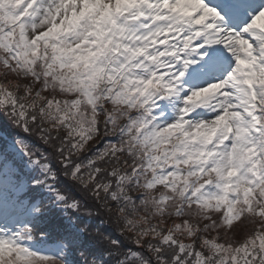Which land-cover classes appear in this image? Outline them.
I'll use <instances>...</instances> for the list:
<instances>
[{
  "label": "snow or ice",
  "instance_id": "1",
  "mask_svg": "<svg viewBox=\"0 0 264 264\" xmlns=\"http://www.w3.org/2000/svg\"><path fill=\"white\" fill-rule=\"evenodd\" d=\"M215 45L234 66L185 89L216 70ZM0 70V107L26 132L40 125L61 166L154 264H264L262 0H0ZM173 98L170 119L162 102ZM202 107L214 118L197 119ZM25 155L52 179L47 158ZM0 264L60 261L0 238Z\"/></svg>",
  "mask_w": 264,
  "mask_h": 264
},
{
  "label": "trees",
  "instance_id": "2",
  "mask_svg": "<svg viewBox=\"0 0 264 264\" xmlns=\"http://www.w3.org/2000/svg\"><path fill=\"white\" fill-rule=\"evenodd\" d=\"M8 79L16 82L14 76ZM0 83H7L2 70ZM10 142L15 145L14 150L7 146ZM104 142L114 143L116 139L108 138ZM29 150L36 161L48 159L50 152L38 129L36 133L24 131L11 115V108L0 107V192L6 203L4 212L13 211L9 220L15 223L13 235L18 244L37 255L56 259L60 264H154L147 249L138 248L106 218L105 211L90 193L66 178L62 166L49 163L52 179L45 180L47 174L25 155ZM78 161L86 163L87 159L81 157ZM38 179L45 180L55 191L39 184ZM113 180L109 178L104 182L111 184ZM114 189L115 186L110 191ZM56 195L63 196L64 200L57 201ZM42 201L48 202L50 210L46 213L37 211ZM71 203H76L77 207L66 206ZM115 203L111 202L110 206ZM179 222L181 220L175 217L168 219L169 225ZM24 228L30 231L25 233ZM29 235L31 240L25 238ZM18 236L21 239H17ZM219 237L226 239L223 230ZM173 254L174 250L166 247L163 258L167 260Z\"/></svg>",
  "mask_w": 264,
  "mask_h": 264
},
{
  "label": "rangeland",
  "instance_id": "3",
  "mask_svg": "<svg viewBox=\"0 0 264 264\" xmlns=\"http://www.w3.org/2000/svg\"><path fill=\"white\" fill-rule=\"evenodd\" d=\"M250 42H252L251 40H254V37H249ZM226 51V50H223ZM227 52V51H226ZM233 66H228V71L232 68ZM228 71L225 73V75H227ZM205 79H204V78ZM201 78L198 79H193L191 81H189L185 87V89L187 90H191L193 88L194 85L197 84H203L205 81L211 79V82H220L224 77H221L219 80H215L218 77H215L214 75L209 76H203ZM190 79V78H189ZM188 79V80H189ZM184 94H181V98L183 97ZM214 103V102H213ZM181 106L180 104V99L174 98L170 100V105L169 106H162L164 108V112L165 114L170 118V119H174L176 114H177V109ZM216 115V113H214L210 108L205 107V111L201 116H195L197 119L199 120H210L212 118H214V116ZM6 207V203L4 201V196L2 195V193L0 192V238H5L7 239L8 237H12V235L7 234V236H5L6 234H4V232L7 233H12V230H7L6 227H12L15 223L13 221H8L10 215L12 214L13 211H8V212H3L4 209Z\"/></svg>",
  "mask_w": 264,
  "mask_h": 264
},
{
  "label": "clouds",
  "instance_id": "4",
  "mask_svg": "<svg viewBox=\"0 0 264 264\" xmlns=\"http://www.w3.org/2000/svg\"><path fill=\"white\" fill-rule=\"evenodd\" d=\"M40 127V125L38 124L37 126H36V128H39ZM36 128H34L32 131H33V133H36ZM58 135H59V133H58ZM102 138V137H101ZM47 147L50 149V152H49V154H48V159H47V163L49 164V163H51V164H53V165H55V166H57V167H60L61 166V163H60V161H61V157H60V155L55 151V144H49V145H47ZM81 157H83L82 155H77V157H76V159H79V158H81ZM121 159H122V157H121ZM61 171L65 174V176H66V178L70 181V182H73V183H75V184H77V182L76 181H74L72 178H71V176L68 174V170H66V169H64V168H62L61 169ZM78 185V184H77ZM83 191V190H82ZM106 207H111L110 206V204H108V205H106ZM104 211H105V213H106V218L109 220V221H111V222H113L114 224H115V227H116V229L118 230V231H121V229L118 227V224H117V222L115 221V219L108 213V212H106V210H105V208L104 207H101ZM42 213H46V212H48L50 209H49V205H48V202H46V201H42L41 202V204H40V209H39ZM77 227H79V225H77ZM93 235H94V233H93ZM125 237H127V238H129V239H132V237H130V236H127L126 234L124 235Z\"/></svg>",
  "mask_w": 264,
  "mask_h": 264
}]
</instances>
